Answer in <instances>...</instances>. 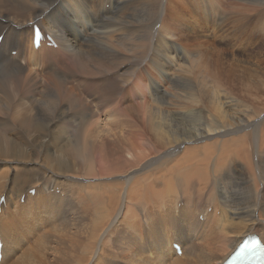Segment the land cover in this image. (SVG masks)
Returning <instances> with one entry per match:
<instances>
[{"label": "bare ground", "instance_id": "1", "mask_svg": "<svg viewBox=\"0 0 264 264\" xmlns=\"http://www.w3.org/2000/svg\"><path fill=\"white\" fill-rule=\"evenodd\" d=\"M216 1L218 3L219 0ZM205 4L202 10L196 9L207 16L212 8L209 7L208 12ZM239 4L235 3L239 8L236 6L234 9H240L243 3L241 6ZM245 6L248 7L247 4ZM261 6L264 8V4ZM221 9H217V12H222ZM152 13L161 14L162 18L157 19ZM173 15L180 21L182 15L174 11L171 0H0V36H4L0 45V166L9 165L11 168L8 176L0 174V200L6 198V204H0V236L4 244L2 264L44 263L45 250L51 240L55 241L57 235L61 234L62 228L48 234L45 232V236L42 234L43 238L32 244L34 247L31 245V248L27 247L20 253L22 256L16 248L19 247L20 252L28 237L34 233L33 216L52 208L54 201L49 192L56 189L52 185L58 179H67L66 175L70 173L76 178L90 179L85 185L82 183L88 199V203H84L93 210L102 211L101 224L91 238L96 249L103 243L102 225L108 223L122 205L125 221L130 225L136 218L135 211L151 203L159 208L166 227L179 222L181 232L175 230L176 235L166 245L159 243L155 247V255L143 250H130L125 258L126 264H223L247 236L257 235L264 242V100L260 99L257 106L243 107L237 126L229 130L210 127L208 132L197 135L193 140L198 144L212 139V134L219 135L218 140H211V145L208 140L205 143L209 145L204 143L203 146L201 143L202 146L194 145L180 152L183 141L177 142L175 149L149 163L147 161L154 152L133 150L121 154L113 148L107 150L103 144L99 147V138L96 140L92 137H111L113 133L111 124H108V128L101 127L99 106L101 109L108 108H103L107 118L116 113L127 122L129 119L136 120L137 108L142 109L138 112L147 109L151 103L146 99L148 96L155 102L161 101L159 105L162 108L159 105L156 107L159 114L165 112L175 119L192 114L198 116L196 110L188 111L190 109L185 108V112H174L171 110L176 108H167L169 104L173 105L170 101L181 90L193 94V82L189 79H193V64L186 66V69L182 67V71L177 69L180 73L173 70L174 66H181L182 57H173L172 54L176 52H171L168 46H162L160 41L155 43L156 55L151 60L153 68L161 77H150L154 79V92L149 93L150 84L146 85V77L138 78L137 84L132 82L148 59L152 46L148 42L150 26L156 25L159 35L164 32L171 39L183 35L173 22ZM102 19H106V22L102 23ZM34 25L53 36L57 48L49 47L44 42L35 50ZM84 38H88L86 43ZM191 39L190 34L185 40L189 42ZM200 49L196 48L197 53ZM184 50L188 60L192 51ZM14 51L17 55L10 56ZM204 54L205 51H200L198 56ZM6 56L9 59H5ZM165 76L175 79V82L173 86L167 84L168 89L163 91L161 87H165ZM94 96L97 97L96 104L92 103L94 100L91 97ZM213 102H216L218 110H222L224 106L232 108L234 98L226 94L223 97L214 96ZM145 105L147 107L144 108ZM150 110L148 113H151ZM18 112L20 118L14 117ZM166 114L165 120L168 117ZM72 125H76L73 138L71 134L68 137ZM233 133L239 135L224 139ZM53 149L55 154L51 153ZM68 151L78 162V168L62 162L60 154H68ZM35 163L41 164L45 171L42 172L41 167L30 169V164ZM139 165H142V171L128 178L131 187L126 201L112 196L113 188L106 186V180H99V176L107 177L108 173L125 175L127 168L133 169ZM114 185L117 189L118 186ZM32 190H36L35 196L30 195ZM102 193L107 194L108 198H104ZM24 194L27 198L22 205L20 202ZM127 201L131 203L130 206H127ZM179 203H184L181 210L178 209ZM211 207L213 213L210 214ZM202 215L204 218H201ZM144 218L147 221L154 219L149 213ZM200 220H204V223ZM133 223L134 226H140L137 221ZM195 225L205 228L201 234L206 240L205 245L192 244L191 229ZM73 226L68 223L67 231ZM17 234L26 237L25 241L15 240L11 244L9 239ZM175 244L182 247L181 256L173 249ZM89 260L83 257L78 261L88 264ZM97 262L94 264H101ZM66 264H71V261L68 259Z\"/></svg>", "mask_w": 264, "mask_h": 264}, {"label": "rangeland", "instance_id": "2", "mask_svg": "<svg viewBox=\"0 0 264 264\" xmlns=\"http://www.w3.org/2000/svg\"><path fill=\"white\" fill-rule=\"evenodd\" d=\"M179 1L180 0H171L174 11L177 14L182 15L180 16V21H178L173 15V22H175V25L177 24V28L181 30V34L183 35L174 38L172 37L171 39V36H167V34L164 32H162L164 35L162 33L161 35H159L156 25H152L153 27L150 26L149 29H151L150 34L152 36L149 34L148 42L149 44H152V46L151 48H149L150 52L148 55V59L144 66L141 67V71H138L139 74L137 75L138 72L136 73V76L132 79V82L135 81L134 83L137 84L138 78L146 77L144 79L146 85L147 83L148 85L150 84L149 86L147 85L149 93L152 94L154 92V89L152 87L154 85V79L150 77H155V79H161V77L160 75L158 76V71L153 68V62L151 60L156 55L157 47L155 43L157 41H160L159 43H161L162 46H168L170 47L171 52H176L175 54H172L173 57L175 55L176 59L182 57L181 66H174L173 70L176 71L178 69V71H182V67L183 69H186V66H190L191 64H193V79L189 78L192 80L191 83L193 82V94L189 95L185 92H182L181 90L179 94L176 93L177 97L173 99L175 102H177L175 103L173 100L170 101V103H173V105L169 104L167 108H169V110L176 108L174 110H171L174 112L175 110L184 111L185 108L190 109L188 111L196 110L198 112V116H193L192 114L175 119L173 117L171 118L165 112L159 114L160 112L156 109V107L160 104L161 101H158L159 103L155 102L151 100L152 98H150V96H148L146 99L148 100V102L152 103V105H150L151 103H149L148 105L149 108L152 107L151 110L146 105L144 106V108L147 107V109L145 108V110L143 109L144 111H142L144 113L138 112V110L142 109L137 108V117H135L136 120L132 119L134 121L129 119V121L126 122L122 120L118 115H116V113L111 114V117L107 118L104 111L108 108L103 107L105 109L104 110L99 106V108H97L100 110L99 114H101L102 116L100 118L101 127L108 128V124H111L113 133L111 137H109L108 135H105L103 137L92 136L94 139L96 138V140H98L99 138V142H97L98 146L100 144H103L104 148L106 147L107 150L111 151V148H113V150L121 154H126L133 150H146L154 152V154L147 161L149 163V161L158 160L160 157H162V154L170 151L171 149H175L177 142L183 141L182 147H179L180 152H183L186 148H193L194 145L202 146L201 143H203L204 146L209 139L205 140L204 142L201 141L200 143L195 144L193 140L197 135L208 132L210 127L220 130H229L237 126L238 116L243 107H254L255 105L257 106L260 103V99L264 100V16H262V12L264 14V8L263 6H261L264 4V1L258 0L261 2H257V0H255V2H252L251 0H219L218 3H216V0H181L182 2L185 1V4ZM197 1L198 3H201L198 4L196 3ZM243 1H248L246 2V4L250 8L246 7V4L244 5ZM193 2H195V4ZM207 2H209V4L211 3L210 6H208L209 4ZM251 2L253 4L255 3V5H253ZM205 3L207 4L208 8L206 7V10H208V12L209 7L214 9H210L211 11L207 16L202 13V11L199 12ZM235 3L237 5L240 3L239 6H241L242 4V9L241 7L240 9H238L239 7L235 5ZM174 4H176L175 8ZM212 5L213 7H211ZM252 5L254 6V9L258 8L259 11L257 12L258 9L254 10ZM236 6L238 8L234 9L236 8ZM107 7L109 8V5ZM214 7L217 8L215 9ZM196 8H198L199 11ZM219 8H222V12H219ZM260 8H263V11ZM217 9L219 10L218 12ZM247 9L252 12L248 11ZM178 10L179 12H177ZM152 15L154 17L156 16L157 19L162 18L161 14L152 13ZM198 17L200 20L198 19ZM214 19L218 21H215ZM213 20L216 23H214ZM105 22L106 19H102V23ZM94 30L96 31L97 29ZM190 34L192 35V39L189 41V43L185 39H187ZM178 38L181 39L180 42ZM87 39L88 38H84V43L87 42ZM182 40H184V42H181ZM177 43L181 45L178 46L179 44ZM182 47L193 52H191L188 60H186L185 58V50ZM196 48H201L200 51H205V54L203 55L204 57L198 56L200 51H198L197 53ZM11 55L15 57V55H17V52L14 51L12 52V54H10V56ZM8 57L9 56H6L5 59H9ZM205 57L206 60L204 59ZM156 72L157 74H155ZM142 73L143 76H141ZM173 77H175V75ZM163 79V83L165 86L161 87L163 91L168 89V85L173 86L172 83L174 84L175 82V79H169L168 76L163 77ZM144 80L143 83H145ZM225 94L230 98H234V103L232 104L233 107L230 108V106H224L222 107V110H218L216 108V102H213L212 104L213 97H223L225 96ZM178 97L182 102L181 105ZM91 99L94 100V102L92 103L96 104L95 100L97 99V97L94 96L91 97ZM176 105H178V107ZM159 107L162 108L161 105H159ZM152 109L154 111L156 109L155 113L154 111H152ZM148 110H150L149 112L151 113H148ZM156 112L157 115H155ZM182 112L180 113L182 114ZM180 113L179 115L181 116ZM19 114L20 112H18L14 117L19 116ZM164 114H166V116L168 115V117H166V120ZM158 118L159 120H157ZM4 119L2 120L5 121L7 118L5 120ZM75 127L76 125H72L69 127L70 133L68 134V137L70 136V134V137L72 138L74 135H76V131H74ZM134 135H140L141 137H137L136 139ZM212 135H214L213 138L208 141L210 145L213 143L215 138V140L219 139L217 138L219 137V135ZM237 135H239V133H233L227 137H224V139H229L231 138V136L236 138ZM134 140L135 143L133 145ZM108 141H110V143ZM61 143L62 142H60V144ZM51 153L55 154V150L53 149ZM67 153L68 154L64 153L63 155L60 154L62 162L66 165L78 168V162H76L74 158H72V156L70 155V151H68ZM37 167H41L43 169L42 172L45 171V169L39 163L30 164L29 168L33 169ZM10 169L11 168L9 165H2L0 166V174L8 176ZM141 169H143L142 165H139V167L133 169L127 168V174H129L130 176L127 174L118 175L119 173H108L107 177L99 176V180H106V186L113 188L111 192L112 196L115 195L116 197L122 198L123 201H126L128 190L131 187V181L128 180V178L138 175L140 173L138 171H142ZM149 169L154 168L150 167ZM125 176L127 178H125ZM66 177L67 179H58L57 183H55V185H52L53 187H56L60 190L59 194L54 193V188L51 189V193L49 192V194L52 196V202L54 201L52 208H49L46 211L44 210L43 212L39 211L33 216L35 221L32 222V232H34L32 236L35 239L30 235L28 237L29 240L27 239L23 247L20 248V252L19 247L16 248L20 256H22L20 253H22L23 250L27 249V247L29 248L32 244H36V242L43 238L42 236L47 235L52 230L62 228L61 234L57 235L55 241L51 240L48 249L45 250L44 253L46 257L44 256L45 260L43 264H66L68 259L71 261V264H80L81 262H79L78 260L83 259V257L90 258L88 264H94L97 261H99L101 264H108L109 261L112 262V264H126L127 261H125V258L128 256L130 250H143V252H147L149 255H155V247L159 243L166 245L169 239L174 238V236L176 235L175 230L181 232L179 222H177L178 224L175 223L174 225L166 227L163 222L162 213L159 211V208L152 203L147 205L143 209L135 211L136 218L133 219L130 225L125 221L122 211V206L124 205H122L119 206L113 213L112 219L108 223L102 225L101 235L103 243L96 249V247L94 248V245L91 243V238L96 228H98V225L101 224L100 217L102 215V211L93 210L84 203V201L88 203V199L82 183L85 185L90 181V179L76 178L71 173L67 174ZM112 183L116 184V187L118 186L117 189ZM67 186L69 189H67ZM64 187H66V190L64 189ZM25 194L22 198H27ZM102 194L104 198H108L107 194ZM22 198L20 203L24 205V202H22ZM126 203H128V201ZM183 204L184 203H179V210L183 208ZM128 205L130 206L131 203H128L127 206ZM114 207H116V205H114ZM210 209L211 210L209 213L211 214L213 213L211 212L213 208L211 207ZM148 213L150 217L153 216L154 219L150 218L148 221L145 220L146 218H144V215H148ZM150 213H152V215ZM219 213L218 216H220ZM54 214L56 215L54 216ZM45 218H47L48 220ZM201 218H204V216ZM134 221H137L140 226H134ZM68 223L74 224V226L67 231ZM201 223H204V220L201 221ZM35 224H37L36 226L38 228L35 226ZM51 225L53 227L55 226L56 228H53ZM172 227H175L174 231H172ZM47 228L49 230H47ZM204 229V227H198L196 225L191 229V233L193 235L191 240H194V242L192 243L193 245H205L206 240L201 237ZM255 230L257 232L260 231L258 229ZM45 232L48 233L46 234ZM34 234L38 237H36ZM60 237L62 238L60 239ZM36 238H38V240ZM25 239L26 237H24L22 234H17L9 240L12 244L15 240L24 242ZM32 247H34V245H32ZM91 251H94V253H91Z\"/></svg>", "mask_w": 264, "mask_h": 264}]
</instances>
